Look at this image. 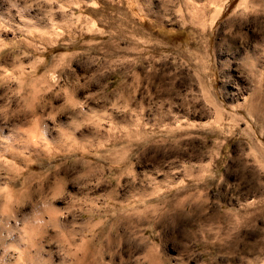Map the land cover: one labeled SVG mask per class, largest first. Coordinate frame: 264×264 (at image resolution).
I'll return each instance as SVG.
<instances>
[{
  "label": "rangeland",
  "instance_id": "obj_1",
  "mask_svg": "<svg viewBox=\"0 0 264 264\" xmlns=\"http://www.w3.org/2000/svg\"><path fill=\"white\" fill-rule=\"evenodd\" d=\"M210 1L0 0V264H264V0Z\"/></svg>",
  "mask_w": 264,
  "mask_h": 264
},
{
  "label": "bare ground",
  "instance_id": "obj_2",
  "mask_svg": "<svg viewBox=\"0 0 264 264\" xmlns=\"http://www.w3.org/2000/svg\"><path fill=\"white\" fill-rule=\"evenodd\" d=\"M216 1V0H215ZM191 2V1H190ZM211 2H213V0L212 1H210V2H208V3H211ZM206 3V2H205ZM189 4V3H188ZM204 6V5H203ZM194 7H196V8H198L197 6H194ZM194 7H193V10H194ZM197 10V13H198V10H199V13H200V9L198 8V9H196ZM219 11V10H218ZM192 12V11H191ZM196 12V11H195ZM220 12V11H219ZM203 13V12H202ZM195 14V16H196V13H194ZM216 14H218V12L216 13ZM191 15H192V13H191ZM200 15V14H199ZM18 15H16V17H17ZM195 16H193V19H194V17ZM215 16H217V15H215ZM19 18V17H18ZM199 18V17H198ZM1 19H3V18H1ZM4 21V20H3ZM26 21L27 20H25V19H23V18H19L18 19V22L20 23V24H22V25H24L25 23H26ZM52 22V21H51ZM191 22V21H190ZM184 23V22H183ZM7 24H9V23H7ZM14 24V23H13ZM52 24V23H51ZM193 24V23H192ZM18 25V24H17ZM186 25H187V23H186ZM9 26V28H10V25H8ZM14 26V25H13ZM16 26V25H15ZM21 26V25H20ZM185 26V25H184ZM19 28V27H18ZM21 28H23V27H21ZM21 28H19L18 30H20ZM7 29V28H6ZM23 30V29H22ZM17 31V30H16ZM3 32V31H2ZM4 32H6L5 31V29H4ZM204 32V31H203ZM17 33V32H16ZM8 75V74H7ZM53 78V77H52ZM42 80V79H41ZM200 82H201V80H200ZM203 90V89H202ZM210 100H213L212 98L210 99ZM214 103V102H213ZM75 105V104H74ZM77 105V104H76ZM81 105H83V104H81ZM212 105V104H211ZM248 105V104H247ZM259 104L258 103H254V98L251 100V102H250V111L251 112H254L255 110H256V108H257V106H258ZM213 107V106H212ZM259 107V106H258ZM244 108V107H243ZM84 109V108H83ZM258 110V109H257ZM261 110V109H260ZM85 112V111H84ZM83 112V113H84ZM254 114V113H253ZM222 115V114H221ZM257 115V114H256ZM216 116V115H215ZM252 116H254V115H252ZM260 116H261V114H260ZM83 117V116H82ZM217 117V116H216ZM220 117V116H219ZM225 117V116H224ZM258 118V117H257ZM222 119H223V117H222ZM222 119H220L219 118V120H222ZM262 119H264V117L262 118ZM261 119V120H262ZM219 122V121H218ZM180 127V126H179ZM8 154H10V153H8ZM5 155H6V153H5ZM1 174V173H0ZM1 176V175H0ZM2 180V179H1ZM89 255V254H88ZM87 257V256H86ZM88 258V257H87ZM84 261V260H83ZM81 262V261H80ZM79 262V263H80ZM94 264V263H93Z\"/></svg>",
  "mask_w": 264,
  "mask_h": 264
}]
</instances>
